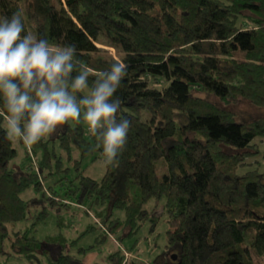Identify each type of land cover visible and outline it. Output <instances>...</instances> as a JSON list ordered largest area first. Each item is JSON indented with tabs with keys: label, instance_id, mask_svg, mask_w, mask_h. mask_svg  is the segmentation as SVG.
Segmentation results:
<instances>
[{
	"label": "trees",
	"instance_id": "1",
	"mask_svg": "<svg viewBox=\"0 0 264 264\" xmlns=\"http://www.w3.org/2000/svg\"><path fill=\"white\" fill-rule=\"evenodd\" d=\"M18 11L24 34L75 44L78 58L92 69L90 83L115 61L127 66L115 97L121 100L117 118L132 123L118 163L105 167L99 182L76 176L68 201L51 188L44 199L64 207L88 199L122 211V222L105 212L95 215L97 243L116 230L124 233L118 242L130 239L147 222L153 230L157 217L146 206L163 199L165 249L152 263L131 264H254L252 254L264 261V172L238 174L254 165L250 160L264 144V0H0V18ZM99 41L118 57L97 48ZM198 94L225 107L249 103L259 113L239 121ZM4 115L0 106V256L8 240L10 251L32 264H83L58 247L63 238L50 242L59 248L54 258L53 246L31 235L38 222L11 237L8 227L24 221L33 204L21 194L31 186L40 191L44 173L60 164L49 150L51 140L69 160L73 151L81 159L97 152L92 161L101 160L102 149L90 134L86 138L80 122L62 125L26 148L35 171L9 169L17 152L6 138ZM122 251L108 264H122Z\"/></svg>",
	"mask_w": 264,
	"mask_h": 264
},
{
	"label": "clouds",
	"instance_id": "2",
	"mask_svg": "<svg viewBox=\"0 0 264 264\" xmlns=\"http://www.w3.org/2000/svg\"><path fill=\"white\" fill-rule=\"evenodd\" d=\"M25 33L23 13L0 18V106L6 138L31 149L69 121L81 122L102 149L109 167L127 145L131 121L118 119L115 93L127 75L121 61L95 74L77 56L75 44L51 43Z\"/></svg>",
	"mask_w": 264,
	"mask_h": 264
},
{
	"label": "rangeland",
	"instance_id": "3",
	"mask_svg": "<svg viewBox=\"0 0 264 264\" xmlns=\"http://www.w3.org/2000/svg\"><path fill=\"white\" fill-rule=\"evenodd\" d=\"M96 47L105 51L113 58L118 57L114 50L106 47L101 41L98 42ZM198 96L209 99L217 103L221 108L236 114V118L239 121L253 117L259 113L249 103L241 102L236 106L230 105L225 107L213 97H208L203 94H198ZM77 123L78 122L75 121H69L64 126L66 128H73ZM80 123L86 132V138H88L89 132L87 126L83 121ZM46 139L50 138L47 137ZM12 145L17 152V156L15 160L10 162L8 168L18 172L28 171V168L34 165V162L26 157V147L22 142H12ZM48 146L49 150L54 152L57 158H61L60 164L54 162L51 172L46 171L44 173L43 179L41 180L42 189L40 191H35L34 187L31 186L21 194V199L23 201H32L33 204L30 206L24 221L8 227L10 237L13 232H26L31 230L32 225L38 222L31 232L32 236L42 244H47L48 247L53 246L50 244L52 239L63 238L66 243L64 245H58V247L64 246L63 252L65 254L74 256L81 260L83 264H108V257L118 249H123L131 253L132 256L142 260L144 263H152L154 259L164 251L166 246L167 224L166 215L163 211L164 200L162 199L158 202L152 201L146 206V210L151 212L155 211L157 217V223L153 230H151V224L147 222L144 223L138 233L130 239L123 238L118 242L116 238L124 233H122L121 230H116V235L110 236L108 234L104 242L97 243L101 235V225L98 220L96 221L95 215L100 212H105L111 220L122 222L124 219L122 211H112L109 205L96 206L88 199H85L81 205H77L74 201L71 203L65 202L69 206L64 207L60 204H53L51 199H44V195L49 197V188H51L53 192L59 195L60 199L68 201L69 198L66 194L69 182L79 174L99 182L105 173V167L101 166L99 163L100 160L92 161V158L98 155V153H93L81 159L78 152L73 151L69 160L67 155L60 150L57 140H51ZM263 154L264 144L260 148L258 156L256 155V159L250 160V163L254 162V165L252 167L240 169L238 174L242 175L247 170L254 169H258L261 173L264 172ZM33 171H35V167ZM40 213H44V215H41L43 220L39 222L38 216ZM89 227L92 229L88 231ZM102 227L104 226L102 225ZM104 229L106 228L104 227ZM58 247L53 246L49 248L54 258L59 253ZM83 249L87 250L86 255L82 253ZM252 258L254 264H264L262 258H258L254 254H252ZM0 264L32 263L14 255L10 251L9 241L6 240L4 254L0 256ZM39 264H46V262L42 259Z\"/></svg>",
	"mask_w": 264,
	"mask_h": 264
},
{
	"label": "built area",
	"instance_id": "4",
	"mask_svg": "<svg viewBox=\"0 0 264 264\" xmlns=\"http://www.w3.org/2000/svg\"><path fill=\"white\" fill-rule=\"evenodd\" d=\"M122 252H123V256H124V260H123L122 264H131V261L133 259H136L134 256L131 255V253H129L125 250H123Z\"/></svg>",
	"mask_w": 264,
	"mask_h": 264
},
{
	"label": "water",
	"instance_id": "5",
	"mask_svg": "<svg viewBox=\"0 0 264 264\" xmlns=\"http://www.w3.org/2000/svg\"><path fill=\"white\" fill-rule=\"evenodd\" d=\"M173 259H174V257H173Z\"/></svg>",
	"mask_w": 264,
	"mask_h": 264
}]
</instances>
